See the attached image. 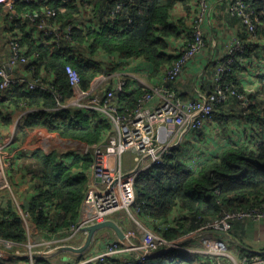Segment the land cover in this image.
<instances>
[{"label": "trees", "instance_id": "1", "mask_svg": "<svg viewBox=\"0 0 264 264\" xmlns=\"http://www.w3.org/2000/svg\"><path fill=\"white\" fill-rule=\"evenodd\" d=\"M106 1L107 8L99 17V30L77 31L72 37L73 42H78L79 45L86 43L84 48L89 57L82 56L69 44H64L58 50L53 42L38 45L27 33L22 37V43L30 48L29 53L35 51L39 55L35 61L33 77L41 78L43 72L52 74L53 79L48 84L51 91H56L60 101H66L72 95L65 72L67 65L78 73L81 88L87 90L100 75L123 69L124 60L141 58L152 66V75H156L166 72L182 52L172 55L169 53L168 44V39L177 35V25L170 22V12L180 0ZM99 3L102 7L105 0H100ZM119 3L122 4L121 10L113 20L109 19L108 11ZM246 3L263 23L264 0H246ZM42 5L65 8L53 2L37 7ZM72 13L73 11L68 10L65 18ZM242 42L245 44L244 51L234 54L230 71L223 77V82L239 93H243L244 88L237 78L241 73L237 71L238 58H243L248 50L247 44L243 40ZM97 52L116 57L110 56V61L107 62L98 60L93 58ZM260 83L261 91L264 92V77L260 78ZM111 87L112 84L108 89ZM56 93L40 89L28 90L25 84L0 89L1 122L11 123L5 111L15 108L28 111L23 124L19 126L24 137L36 129H43L77 146L92 145L105 140L111 125L101 114L77 109L54 111ZM143 93L142 88L131 89L128 80L124 92L115 98L114 105L120 114L127 115L136 108ZM259 94L262 93L249 95L252 104L247 114L242 113L237 99L232 100V106L237 105L238 108V116L235 117L245 120L252 128L261 129L260 141L254 140L253 147H250L245 140H230L217 154L205 159L196 169L187 167L184 149L175 150L164 164L154 166L137 177L131 214L142 224L151 226V230L165 240L175 242L199 235V229L204 223L219 218L224 211H245L263 205L264 103L258 99ZM222 106L226 104L216 107L213 120L220 119L226 125L224 115L221 114ZM244 137L253 140L252 136L245 134ZM17 159L18 171L25 170L34 185V195L28 203V209L24 211L30 222L40 232L56 233L70 226L77 219L84 197L87 183L84 172L91 164L90 158L78 153L35 149L23 152ZM0 238L19 242L26 238L20 215L10 207L0 212ZM190 243L191 241L185 245ZM219 261L221 259L214 256L190 257L187 253L172 249L148 257L142 264H217ZM120 262L110 259L106 264Z\"/></svg>", "mask_w": 264, "mask_h": 264}, {"label": "built area", "instance_id": "2", "mask_svg": "<svg viewBox=\"0 0 264 264\" xmlns=\"http://www.w3.org/2000/svg\"><path fill=\"white\" fill-rule=\"evenodd\" d=\"M100 0H0V14L9 28L8 47L10 51L9 66L26 67L31 71L29 79L12 78L7 75L6 69L0 66V89L4 90L11 85L25 84L28 90H49V82L42 77L34 78L35 61L38 53L31 51L27 44L22 43L24 33L30 35L38 45L51 42L60 50L64 44L75 48L76 52L89 57L85 50L86 43L73 42L72 37L77 31L85 29L99 30L100 14L107 8V1L100 7ZM197 13L191 23L185 48L179 54L177 61L164 73L166 85L158 84L143 88L142 94L133 112L122 115L114 105L118 94L124 92L130 77L115 79L112 87H104L108 78L103 75L97 77L90 88L84 90L80 86L78 73L69 65L65 67L69 85L72 90L71 98L60 101L56 93V107L54 111L77 109L82 112L94 111L101 114L111 125V132L104 141L88 145H79V154L88 157L91 164L86 176V190L82 199L77 219L68 227L56 233L47 231L44 235L34 232L29 225V218L25 212L20 217L26 231V238L22 242H1L8 246L20 245L11 252H0V264H12L7 253L22 257L28 264H106L110 259H117L120 264H142L146 258L143 253L167 252L172 249L187 253L190 257L209 255L220 258L217 264H264V254H243L236 259L228 252L227 243L222 240L210 239L203 249L189 248L188 245L171 242L162 238L154 230L144 228L141 241L135 244L132 231H124V239L116 237L108 239L104 247L96 254L88 248L95 244L93 236L87 243L89 229L104 221L112 220L116 212H126L131 216L130 209L134 202V184L137 177L148 169L162 165L177 149H184L190 138L197 136V132L211 119L218 105L227 104L233 99L239 101L243 114L249 113L252 101L249 95L251 89H244L239 93L231 85L223 82L224 75L230 71L235 53L243 52L245 44L240 38L233 37L225 53L216 66L212 75V89L207 93H196L189 100L180 99L172 84L180 77L183 67L198 55L206 45L203 25L210 14L209 0H193ZM227 13L230 17L238 18L246 33L255 36L259 20L248 8L246 0H226ZM53 2L65 8H54L48 5L37 7L40 4ZM29 6H34L29 9ZM122 4H117L108 11L109 19L113 20L121 10ZM73 11L65 18L67 11ZM109 54L97 52L93 58L110 61ZM115 58L116 56H111ZM126 62V60H124ZM137 79V77H136ZM52 81V80H51ZM50 81V82H51ZM102 87L105 88L102 90ZM250 91H252L250 93ZM264 105L262 106V110ZM23 116V115H22ZM21 117L18 119V121ZM261 133V129L256 128ZM260 141L253 137V141ZM194 144V143H193ZM127 156L126 159L124 157ZM205 154L191 152L186 156V165L196 169L201 164ZM246 220L263 221L264 204L249 210L224 211L222 215L204 223L199 235L206 233H227L232 223ZM116 235V234H115ZM81 238L83 246L73 242ZM86 246V247H85ZM85 247L84 249H82ZM88 250V251H87ZM66 257V261H61ZM59 259V260H58ZM58 260V261H57Z\"/></svg>", "mask_w": 264, "mask_h": 264}, {"label": "crops", "instance_id": "3", "mask_svg": "<svg viewBox=\"0 0 264 264\" xmlns=\"http://www.w3.org/2000/svg\"><path fill=\"white\" fill-rule=\"evenodd\" d=\"M209 1L210 14L203 25L206 46L191 61L186 63L179 79L171 85L172 88L177 96L183 100L194 98L198 92L207 93L211 91V79L214 67L219 61H221L230 40L233 37H237L243 40L248 47L247 54L243 58H238L237 71H241V73L237 78L241 82L242 88L251 89L254 93L261 92L262 94H259L258 99L264 103V92L261 91L260 83V78L264 77V22L262 23L258 19L259 25L257 34L251 36L245 32L241 21L238 18H233L228 15L226 0ZM196 13L197 7L193 0H180L170 12V22L177 25L176 37H170L168 39L169 53L172 55H177L180 51L184 50L191 23ZM0 31L1 36L5 39V43L0 44V66H3L6 69L7 75L12 78L29 79L32 72L26 71V67H19L16 69L8 64L10 57L8 47L10 30L6 26V22L2 20L1 14ZM164 73L165 72H159L156 75H152V66L148 62L141 58L128 59L126 60L123 69L114 71L108 75H103L104 78H108L103 85L104 87H109L110 84L114 83L115 79L120 77H130L132 79L129 81L131 89H143L158 84L166 85L164 82ZM41 76H43L42 78L46 81H51L53 79V75L47 72H43ZM104 89L105 88L102 87V90ZM233 104L234 103L231 101L226 104V106L221 107L223 109L221 114L224 115L223 119L227 123L228 116H233L237 121L235 115H237L238 112L233 114L232 112L234 111L232 110H238V108L237 105H235V107L232 106ZM230 111L231 114L229 113ZM5 112L8 114L7 117L11 120V123L3 124L0 120V212L10 207L12 211H16L20 215L21 212H24L26 209L24 207V201L26 200L27 203H29L34 195V185L30 182L25 170L22 172L18 171V156L23 152H31L35 149H42L46 152L58 150L60 153H67L70 151L78 153V146L81 144L77 146V144L72 142L63 141L57 136L47 133L43 129H36L24 137L19 130V126L23 124L25 114L28 111L23 112V110L10 108ZM262 114L263 113L261 112V115ZM20 117L21 119L18 121ZM213 122H220L221 125H223L220 119H214ZM215 128L217 127L214 123L212 126L206 127L205 129L209 130V133H212L211 131ZM245 131L252 137L255 136L256 139L261 138L260 133L256 132V129L252 128L249 124L247 128H245ZM201 132L204 133L205 131L202 130ZM206 134L208 135L207 132ZM249 142H247V144ZM202 152L205 156L202 157L200 162L211 157L207 155L205 150ZM79 173L83 172L80 170ZM29 225L37 234L44 235L46 233L38 231L31 222H29ZM145 225L146 227L149 226L147 224ZM123 226L124 225H122V228ZM147 229L151 230V226ZM123 230L126 231V229ZM104 233L106 235L105 237H102ZM109 233H112L110 228H101L95 231L93 234L95 244L91 245L88 250H92V254L98 253L104 247L108 239H111ZM227 234L230 236L227 237L222 233L216 232L206 233L205 235H199L196 237L194 236L193 239L190 240L191 243L188 247L203 249L206 242L213 239L226 242L229 254L236 259L246 253H264V220H246L243 222L232 223L231 229ZM116 237L118 236L114 233L113 239ZM232 239H235L237 243ZM73 244L83 246V240L81 241V238H77ZM16 248H20V245L8 246L0 241V252H11ZM15 258L23 259V264H28L23 256L10 257L12 264H22L16 261Z\"/></svg>", "mask_w": 264, "mask_h": 264}, {"label": "rangeland", "instance_id": "4", "mask_svg": "<svg viewBox=\"0 0 264 264\" xmlns=\"http://www.w3.org/2000/svg\"><path fill=\"white\" fill-rule=\"evenodd\" d=\"M258 31V30H257ZM257 34V33H256ZM5 43V39L3 36H1L0 31V44ZM206 46V45H205ZM226 50V49H225ZM252 91H250L251 93ZM233 114H236L238 110L233 109ZM231 114V111L229 112ZM241 118L237 117V121L233 116H228V123L226 125H221L220 122H213L211 119L207 121L204 126L196 133L197 136L194 138H190L191 143H187L185 146V154L188 156L191 152H201L206 151L207 155L214 156L218 153L220 148L224 145H226L230 140L240 142V141H246L251 143V138L245 139L244 135L246 134L248 137L251 136L248 134V132L245 131V128H247L248 123L245 120H240ZM215 123L216 127L212 133H209V130L205 129L206 127L212 126ZM204 130L205 132L202 133L201 131ZM208 133V135L206 134ZM264 133V131L262 132ZM252 134V133H251ZM231 135V136H230ZM232 138V139H231ZM194 143V144H193ZM71 153H74L70 151ZM127 156L124 157L126 159ZM18 213V212H17ZM111 219L114 220L121 228L122 225L123 229L132 231L135 233V238L131 239L132 242L135 244H138L141 241V234L144 231V228L146 227L144 224L139 222L132 214L131 216L126 212H116L111 216ZM139 227V228H138ZM109 233V236H111V239H113V233ZM107 234V232H106ZM102 235V237H105L106 235ZM16 261L20 263H24L23 259L15 258ZM58 261V260H57ZM61 261H66V257H62Z\"/></svg>", "mask_w": 264, "mask_h": 264}, {"label": "water", "instance_id": "5", "mask_svg": "<svg viewBox=\"0 0 264 264\" xmlns=\"http://www.w3.org/2000/svg\"><path fill=\"white\" fill-rule=\"evenodd\" d=\"M24 207L26 209H28V203H27L26 200L24 201ZM101 228H110L111 230L114 231V233L120 239H124L125 238L124 232L122 231V228L114 220H107V221H104V222H102V223H100L98 225L92 226L89 229V236H88L87 243L90 241V239L92 238V236L95 233V231H97L98 229H101ZM213 233H215V232H213ZM222 234L223 235H226L227 237L230 236L227 233H222ZM194 236L196 237V236H199V235H193V236H190V237H186V238L180 240L178 243L179 244H185V243L189 242L190 240H192ZM232 240H234L237 243V241L235 239H232ZM85 247H83L82 249H84ZM7 254L9 256H13V257L15 256V255H11L9 253H7ZM140 254H145L147 257H152V256H156V255L161 254V252H155V253H153V252H150V253H143V252H141ZM257 254H264V253H257Z\"/></svg>", "mask_w": 264, "mask_h": 264}, {"label": "bare ground", "instance_id": "6", "mask_svg": "<svg viewBox=\"0 0 264 264\" xmlns=\"http://www.w3.org/2000/svg\"><path fill=\"white\" fill-rule=\"evenodd\" d=\"M139 228V227H138Z\"/></svg>", "mask_w": 264, "mask_h": 264}]
</instances>
